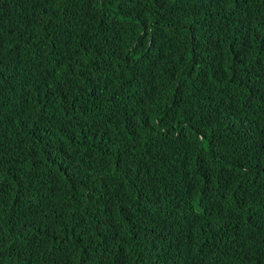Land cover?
Wrapping results in <instances>:
<instances>
[{
	"label": "trees",
	"instance_id": "16d2710c",
	"mask_svg": "<svg viewBox=\"0 0 264 264\" xmlns=\"http://www.w3.org/2000/svg\"><path fill=\"white\" fill-rule=\"evenodd\" d=\"M0 264H264V0H0Z\"/></svg>",
	"mask_w": 264,
	"mask_h": 264
}]
</instances>
